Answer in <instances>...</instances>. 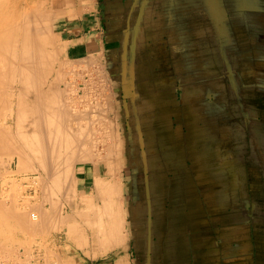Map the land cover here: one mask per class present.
<instances>
[{"label": "crops", "instance_id": "crops-1", "mask_svg": "<svg viewBox=\"0 0 264 264\" xmlns=\"http://www.w3.org/2000/svg\"><path fill=\"white\" fill-rule=\"evenodd\" d=\"M53 10L75 71L107 76L117 148L111 173L107 150L80 166L50 249L63 264H264V0ZM98 178L118 185L115 209Z\"/></svg>", "mask_w": 264, "mask_h": 264}, {"label": "bare ground", "instance_id": "bare-ground-1", "mask_svg": "<svg viewBox=\"0 0 264 264\" xmlns=\"http://www.w3.org/2000/svg\"><path fill=\"white\" fill-rule=\"evenodd\" d=\"M33 1V0H32ZM62 2V1H61ZM36 3H34L33 5H35ZM59 4V3H58ZM33 5H31L30 4V0H0V84L1 85H3L4 86V88H2V87H0V103L2 102H6L7 103V99L9 98V97H11V99H10V103L8 102V105L9 104H11V105H13V102H15V103H17V105H16V111H15V114L18 112V114L20 115V116H22V117H25L24 119H22L21 117V119L22 120H20L19 121V119H17L18 120V124H19V122H20V124H22L20 127H23V129L21 128V132H23L24 131V128H25V132H23V136H22V134L19 132L20 131V127H18V125H16L17 126V128H18V130H17V133L16 134H21V135H19L18 136V138H20V137H26V135H33V137H31V139H32V141H31V139L30 140H27L28 138H30V137H27V138H25V140H22V138H20V139H18V141L20 140L21 141V143H22V145L25 147V148H27L28 149V151L30 150V152H26V153H31L32 151V153H33V156H31L32 158V161L34 160H36V158L38 159L39 158V162L37 161V165L39 164L40 165V159L42 160L41 162V164H43V166H46L45 168H44V170L47 168V167H49V168H47L46 170H47V174L49 173H52V175L54 174V172H55V170H59V169H62V170H59V171H62V173H63V175L66 173L65 172V170L64 169H67L66 171H67V173H66V175H65V177H63V180L64 179H66V178H68V179H71L72 177H70V176H73L74 175V173H73V171H74V168H75V163H76V161H78L79 162V160H85V159H83V158H78V156L79 155H81V150H83V147L85 146V147H88V146H86V145H88V143H90L91 144V142H86V145H84L85 143V141L86 140H83V138L85 139V138H87L86 136L87 135H89L91 132H92V128L94 127V126H92V127H90V125L91 124H93V123H91V124H89L91 121H89V123H88V120H92L93 121V119H94V117H95V115L94 114H98V115H100V113H99V111H98V109H100L101 110V107H99V105L101 104H99V105H97V107H98V109H97V111H98V113H96L95 111H96V109L95 108H97V107H95L94 108V110L93 109H90L92 106H91V102L90 103H88L89 105V108H88V110H90V112L92 111L93 112V114H92V112L90 113L92 116L94 115V117H92L90 114H89V117H87V116H84L85 118V120L87 121V122H85V120H84V122L86 123L85 125L86 126H84L85 128H86V132L88 131V129L87 128H91L92 130H90L91 132H89V134H87L86 135V132H84L85 131V129L83 130V128H82V126H79V125H81V123L83 122H81L80 120H78L79 119V117L81 116V117H83V115H85L86 114V112H88L89 113V111H87V110H85L86 112H84V111H81L82 112V114H83V112H84V114L83 115H81L80 113V111H79V109L77 110L76 108H72V106H70L73 110L72 111H79L80 113H78V115H77V113L76 112H74L75 114H73L72 112V114H70V115H72L71 117V121L69 120V122H72V120H78V121H80V122H78V121H76V122H78L77 124H79V125H76V123L73 121L72 123H75V126L76 127H74L73 125L74 124H72L71 125V123H69L70 124V126H69V124L67 123V120H68V118L70 119V117H69V111H68V109L70 108H68L67 106H66V95H70V94H68V92L65 90V86H67L68 84H69V81H67L68 82V84H63L64 86L63 87H65L63 90H60V88H63L62 86H60L59 87V85L60 84H62V82H63V80L62 79H64L66 76H65V73L67 72H65V73H63V75L62 74H60V78H62L61 80H59L58 81V79H60L59 77H58V79H56L57 81V83L58 82H60L61 81V83L60 84H54V83H51V86L49 85V88H48V90L47 91H45L44 90V85L45 84H47V81H48V79H49V75L51 74L50 72H51V70L50 71H48L49 73L47 74L46 73V68H49V69H51L54 65H53V63H54V61H55V57H57V55L55 56V54H57V53H55V54H53L52 52H50V50L48 51L47 50V44L48 43H50V42H48V39H49V37H47V30H46V34H45V31H44V29L43 28H46L45 27V24H44V26H43V22H42V19H43V16H41L43 13H41V15H40V12H39V9L38 8H40V7H38V8H35ZM44 11V10H43ZM42 17V18H41ZM49 18V17H48ZM44 20V19H43ZM46 21V20H45ZM49 23V22H48ZM55 27V26H54ZM49 31H50V29H49ZM50 33V32H49ZM49 33H48V35H49ZM180 36V35H179ZM53 38V37H52ZM50 40V39H49ZM51 43H55V42H51ZM50 45V44H49ZM49 45H48V48H49ZM53 48V47H52ZM56 50V49H55ZM61 50V49H60ZM62 51V50H61ZM59 53V52H58ZM90 58H92V57H90ZM90 58H88V59H90ZM87 59L85 58V60L83 61V62H85ZM95 59H93V60H91V61H94ZM96 61V60H95ZM94 61V62H95ZM56 62V61H55ZM89 62V61H88ZM97 62H98V60H97ZM62 63V62H61ZM66 62H64V64H65ZM73 63V62H72ZM79 63H80V61H79ZM86 63V62H85ZM84 64V63H83ZM91 63L89 62V65H90ZM77 61L73 64V68H76L77 69ZM82 65V64H81ZM80 65V66H81ZM92 65H93V63H92ZM97 65V64H96ZM68 66V65H67ZM70 67V66H69ZM89 67V66H88ZM90 68V67H89ZM88 68V69H89ZM93 68V67H92ZM92 68H91V70H92ZM58 69H60V68H58ZM80 69H81V67H80ZM86 69H87V67H86ZM85 69V70H86ZM101 69H102V67H101ZM104 69V68H103ZM41 70H42V72L44 73H41ZM52 70H53V68H52ZM74 70V69H73ZM82 70H83V68H82ZM90 70V69H89ZM61 72V69H60V71L59 70H57L56 69V72ZM64 71V68H62V72ZM79 71V70H78ZM88 71V70H87ZM93 71V70H92ZM97 71H99V73H98V75L99 74H101L102 72H101V70H100V68H99V70L97 69ZM70 72V71H69ZM86 72V71H85ZM89 72V71H88ZM87 72V73H88ZM91 72V71H90ZM89 72V73H90ZM95 72V71H94ZM101 72V73H100ZM68 73V72H67ZM66 73V74H67ZM76 72H73V74L72 73H70L69 74V76L70 75H74ZM59 74V73H58ZM77 74V73H76ZM52 75V74H51ZM56 75V74H55ZM78 75V74H77ZM65 76V77H64ZM76 76V75H75ZM80 76V75H79ZM72 77L73 76H71V80H72ZM78 77V76H77ZM77 77H76V79H77ZM80 77H83V76H80ZM66 78H68V77H66ZM75 78V77H74ZM91 78V77H90ZM75 79V80H76ZM53 80V79H52ZM70 80V79H69ZM74 80V79H73ZM101 80V79H100ZM80 81V80H79ZM102 81V80H101ZM55 82V81H54ZM71 82V81H70ZM73 83H75L74 81H73ZM72 83V84H73ZM90 83H92L91 81H90ZM102 83V82H101ZM71 84V83H70ZM94 85V84H93ZM96 85V84H95ZM94 85V86H95ZM103 85H105L104 83H103ZM106 85H109V84H106ZM105 85V86H106ZM16 86H22L21 88H24V89H20V88H17ZM73 86V85H72ZM71 86V88H73ZM97 87V86H96ZM99 87H101V86H99ZM17 88V89H16ZM70 88V89H71ZM76 88H78V87H76ZM10 89V90H9ZM16 89V91H15V93L14 92H11V91H13V90H15ZM25 89H26V92H25ZM67 89H69V88H67ZM80 89H82V87H80ZM84 89V88H83ZM64 90L66 91L65 93H63L64 92ZM73 90L74 89H72V92H73ZM105 90V89H104ZM8 91V92H7ZM63 91V92H62ZM69 91V90H68ZM79 91V88L77 89V92ZM82 91V90H81ZM70 92H71V90H70ZM69 92V93H70ZM71 92V93H72ZM92 92V91H91ZM93 92H95V90L93 91ZM99 93H100V91H98ZM101 92H102V90H101ZM105 92H106V90H105ZM8 93V94H7ZM25 93V94H24ZM29 95H28V94ZM73 93H75V92H73ZM86 92H85V90H84V94H85ZM98 93V94H99ZM77 94V93H76ZM96 94V93H95ZM105 94V93H104ZM9 95V96H8ZM10 95H12V96H10ZM30 95L32 96V97H30ZM73 95V94H72ZM82 96H83V94H81ZM88 95V94H87ZM103 95V94H102ZM73 96H75V94L73 95ZM72 96V97H73ZM80 96V95H79ZM78 96V97H79ZM82 96H80V97H82ZM95 96V95H94ZM69 97H71V95L69 96ZM77 97V98H78ZM84 97V96H83ZM87 99H89L87 96H85ZM96 97V96H95ZM28 98H31V99H28ZM76 97H74V99H75ZM13 99V100H12ZM65 99V100H64ZM85 99V98H84ZM83 99V100H84ZM30 100V101H29ZM67 100H68V98H67ZM71 99H69L68 100V102H71L70 104H72V102L73 101H70ZM73 100V99H72ZM76 100V99H75ZM80 101L82 100L81 98L79 99ZM86 100V99H85ZM9 101V100H8ZM28 101H29V103H28ZM77 101V100H76ZM87 101V100H86ZM62 102V103H61ZM74 103V102H73ZM76 103V102H75ZM84 103H86V102H84ZM98 103V102H97ZM69 104V103H68ZM67 104V105H68ZM82 104H83V102H82ZM104 104V103H103ZM62 105H64V106H62ZM74 105H76V104H74ZM73 105V106H74ZM84 105H82V107L84 106ZM15 106V105H14ZM69 106V105H68ZM81 106V105H80ZM91 106V107H90ZM101 106H103V105H101ZM105 106V105H104ZM3 107H5V105L3 106ZM9 107H11V106H9ZM64 107V108H63ZM66 107V108H65ZM79 107V106H78ZM86 107H83L84 109H86ZM2 108V107H1ZM0 108V109H1ZM7 108H8V106H7ZM11 108H13V107H11ZM10 108V109H11ZM70 108V109H71ZM80 108V107H79ZM9 108L7 109V110H10ZM103 110H101V113H102V111H104L106 108H102ZM2 110H3V108H2ZM109 110V109H108ZM108 110L106 111V114H105V112L104 113H102V115L103 114H105V115H108L107 114V112H108ZM111 110V109H110ZM14 111V108L12 109V111H8V112H13ZM71 111V110H70ZM0 112H3V111H0ZM7 112V111H6ZM5 112V110H4V114L6 113ZM7 112V113H8ZM1 114H3V113H1ZM4 114L2 115V116H0V117H2V118H5V116H7L6 114H5V116H4ZM11 114V113H10ZM14 114V115H15ZM68 114V115H67ZM79 114H80V116H79ZM19 115H17L18 117H19ZM87 115V114H86ZM63 116V117H62ZM64 116H67V117H64ZM90 116H91V118H90ZM87 117V118H86ZM99 117V116H98ZM97 117V118H98ZM102 118L104 117V122H105V117H107L108 119H109V116H101ZM101 117H99L100 118V120L102 119ZM1 118V119H2ZM7 118V117H6ZM5 118V119H6ZM9 118H10V115H9ZM65 118V119H64ZM66 118H67V120H66ZM89 118V119H88ZM93 118V119H92ZM106 118V119H107ZM0 119V120H1ZM25 119H27V122H26V125L24 124V120ZM66 120V122L64 121V120ZM88 119V120H87ZM97 120H99V119H96V117H95V121H97ZM99 120V121H100ZM4 121V120H3ZM2 121V122H3ZM21 121H24V122H22L21 123ZM64 121V122H63ZM109 121H110V119H109ZM109 121H106L105 123L106 124H104V133H100V136L102 135V134H106L107 136H113L114 138H112L111 139V141L110 142H112L113 141V139H114V142H116V131H115V129H117V128H115V124L112 122V121H110V122H112L110 125H112V126H108V124H109ZM1 121H0V150H2L3 152L2 153H0V155L1 154H3V153H5V154H7V153H10V151H12L13 153H14V151L17 153V154H20L21 155V153H19V152H22V153H25L24 152V149H23V146L22 145H18V144H21V143H18V144H15L14 143V141H13V139H15L14 137L12 138V136H11V134H8V130H10V129H8V128H10V124H9V126H8V124H7V126H8V128L7 127H5V125L2 123ZM103 122V121H102ZM101 122V123H102ZM4 123H5V121H4ZM9 123V122H8ZM16 123V124H17ZM64 123H67L68 124V126H69V128H67L68 126H67V124L65 125ZM88 123V124H87ZM97 123H99V122H97ZM6 124V123H5ZM19 124V125H20ZM95 124H96V122H95ZM84 125V124H83ZM106 125V126H105ZM77 126H79V127H81V129L79 128V127H77ZM87 126H89V127H87ZM4 127H5V129H4ZM7 128V129H6ZM12 128V127H11ZM98 128V127H97ZM101 128V127H100ZM6 130V131H5ZM23 130V131H22ZM95 130V129H94ZM98 130H96V132H97ZM19 132V133H18ZM87 132V133H88ZM9 133H10V131H9ZM93 133H95V132H93ZM93 133H91V136L92 135H94V137H95V134H93ZM97 134V133H96ZM115 134V135H114ZM25 135V136H24ZM17 136V135H16ZM98 136V135H97ZM96 136V137H97ZM39 139H38V138ZM104 137V136H103ZM110 137H108L109 139H110ZM34 138H35V140H34ZM88 138H90V137H88ZM107 138V137H106ZM12 139V140H11ZM24 139V138H23ZM37 139V140H36ZM90 139H92L93 140V138H90ZM89 139V140H90ZM103 139V138H102ZM108 139V140H109ZM33 140L35 141V142H33ZM83 140V141H82ZM88 140V139H87ZM92 140H90V141H92ZM95 140V139H94ZM100 140V139H99ZM38 141V142H37ZM97 141H98V139H97ZM96 141V142H97ZM105 141H107L106 139L104 140V142ZM94 142V141H93ZM93 142H92V144H93ZM96 142H94V143H96ZM101 142H103V140H101L100 141V143ZM103 142V143H104ZM109 142V141H108ZM114 142H112L111 144H109V143H107V144H109V146L106 148V150L104 149V148H102L101 149V146L100 147H98V149L100 150H105L106 152H105V157L103 158V160H104V162H105V164H104V170L106 171V172H108V173H111V171H114V169L112 170V169H110V163H112V157H113V154H114V150H115V148H117V145H116V143H114ZM118 142V141H117ZM98 143V142H97ZM96 143V147H95V149L97 148V144ZM119 143V142H118ZM81 144H83L84 146L83 147H81L82 149H80V154L78 153L79 151H77V149H79L80 148V146H81ZM102 144V143H101ZM105 144H106V142H105ZM35 145L37 146V147H35ZM92 145H90V148L92 149L93 147H91ZM93 146H95V145H93ZM107 146V145H106ZM35 147V148H34ZM77 147H79V148H77ZM89 148V147H88ZM88 148H85L84 150H86V149H88ZM26 149V150H27ZM90 149V150H91ZM94 149V150H95ZM7 150V151H6ZM10 150V151H9ZM32 150V151H31ZM7 153H6V152ZM9 151V152H8ZM87 151V150H86ZM11 152V153H12ZM84 152V151H83ZM92 152V151H91ZM94 152V151H93ZM100 152H102V151H99V153ZM10 153V154H11ZM16 153H15V155H16ZM26 153L23 155H18V157H21L19 160L20 161H23L24 163H21L22 164V167L25 165V162H27L28 161V156L26 155ZM32 153H31V155H32ZM95 153V152H94ZM83 154V153H82ZM93 154V153H92ZM91 153H90V151L88 150L86 153H84V155H86V157L90 160V159H92V157H91V155H92ZM102 154H104V153H102ZM11 155H14V154H11ZM10 155V156H11ZM37 155V156H36ZM84 155L82 156V157H84ZM95 155V154H94ZM94 155H92V156H94ZM26 156H27V158L28 159H26ZM29 156H30V154H29ZM76 156V157H75ZM25 157V158H24ZM76 159H75V158ZM81 157V156H80ZM102 157H103V155H102ZM115 157H117L116 155H115ZM1 158V157H0ZM3 158V157H2ZM33 158H35V159H33ZM74 158V163L72 162V159ZM93 158H95V157H93ZM99 158H101V155H99ZM27 160V161H24V160ZM79 159V160H78ZM88 159H87V161H88ZM69 160H71V163L69 162L68 163V161ZM116 160V159H115ZM11 161V160H10ZM60 161H65V163L63 162H61L60 163ZM81 161L79 162V163H77L76 164V167H78V173L80 172V170L81 169H79V168H81L80 166L81 165H83L82 163H81ZM87 161H84V162H87ZM96 161V160H95ZM94 161V162H95ZM97 161H99V160H97ZM3 162V161H2ZM29 162H30V164L32 165V163H31V160L29 159ZM4 163V162H3ZM34 163V162H33ZM53 163H55V164H53ZM59 163H60V165H59ZM73 163V164H72ZM19 164H20V162H19ZM20 164V165H21ZM24 164V165H23ZM28 162L26 163V165H27V167H29L30 168V166H28ZM29 164V165H30ZM58 164V165H57ZM65 164V166H63ZM92 164V163H91ZM115 164H117V163H115ZM115 164H113V166L115 165ZM26 165L24 166V167H26ZM55 165H56V167H55ZM54 166V168H52ZM58 166V167H57ZM60 166H63V168L61 167L60 168ZM107 166V167H106ZM72 167H74L73 168V170H72ZM108 167H109V169H108ZM115 167H118V165L117 166H115ZM119 167H120V164H119ZM19 168H20V166H19ZM31 168H32V166H31ZM41 168H43V167H40V169ZM58 168V169H57ZM113 168V167H112ZM18 169V168H17ZM25 169V168H24ZM49 169V170H48ZM55 169V170H54ZM54 170V171H53ZM64 170V171H63ZM115 170H116V168H115ZM25 171V170H24ZM28 171V170H27ZM49 171V172H48ZM53 171V172H52ZM59 171H58V173H59ZM119 171V170H118ZM26 172V171H25ZM44 172V171H43ZM65 172V173H64ZM82 172V171H81ZM1 173V172H0ZM56 173H57V171H56ZM55 173V174H56ZM48 174V175H49ZM54 174V176H56ZM69 174H72V175H70V176H68ZM114 174V173H113ZM59 175V174H58ZM57 175V176H58ZM63 175H61V176H63ZM2 175H0V210H3V206L2 205H5V204H8V202H9V200H11V198L12 197H10V196H14V195H12V192L10 193L9 191H10V189H11V187L13 186V182H12V184H10V185H12L11 187L9 186V181H11V180H7V179H5V177H1ZM53 176V177H54ZM67 176V177H66ZM57 178V177H56ZM55 177H54V180H56V182L57 183H54L55 185L56 184H58L57 186H56V188H57V193L59 194V193H61L62 194V196L67 200V202H70V203H74L75 202V200H74V198H76V197H74L73 195H76L75 194V188H76V182H77V178H74V176H73V178L71 179V180H69L68 181V183H70V188L68 189V191H67V189H65L66 191H67V193H63V192H61V187L63 186V184H62V179H59V180H57ZM36 179H39V180H37L36 181ZM42 177L40 176V177H38V178H36V177H31L30 178V180L28 181V182H30L31 184H34L35 186L33 187V189L34 188H36L37 186H39V182L41 181L42 182ZM45 179V178H44ZM67 179V180H68ZM103 179V178H102ZM101 178H98V179H96V184L95 185H97V190H99V193L102 191V193H106V198L109 200L108 201V203H105V205H107L108 207H107V209H110V210H112V209H115V206H116V199L117 198H119L120 197V191L119 190H117V186H115V185H113V184H111L110 185V182L108 181V183L109 184H107L106 183V185H103V184H105L104 182L105 181H103ZM67 180H65V181H67ZM104 180H105V178H104ZM64 181V182H65ZM107 181V180H106ZM115 181V180H114ZM48 182V181H47ZM46 181H45V183H47ZM55 182V181H54ZM11 183V182H10ZM53 183V182H52ZM113 183V182H112ZM48 184V183H47ZM53 184V185H54ZM14 185H16V184H14ZM18 186V185H17ZM20 186H21V184H20ZM24 186V185H23ZM26 186V185H25ZM46 186V185H45ZM48 186V185H47ZM64 186H65V184H64ZM63 186V187H64ZM15 187V186H14ZM18 188H19V186H18ZM16 189L17 191L19 190V189ZM43 188V187H42ZM41 188V189H42ZM46 188V187H45ZM48 188V187H47ZM46 188V189H47ZM54 189L53 190H55V186L53 187ZM67 188V187H66ZM32 189V188H31ZM40 189V190H41ZM45 189V190H46ZM13 190V189H12ZM43 190V189H42ZM63 190V189H62ZM47 191H51V190H47ZM48 192V193H49ZM20 193V192H19ZM52 194L50 195V193H49V195H48V197H49V200H52L51 202H52V206L51 207H53L52 208V211L50 212V211H46L42 206H34V208L33 207H30V206H28V205H25V203H21V204H16L15 203V201L16 200H14L13 202L16 204H14V205H10V202H9V205H10V207H9V205H8V210H7V212H6V207H5V211H2L3 213L2 214H4V212H5V215H8L7 213L9 212V216L10 215H12L13 217H11L12 218V220H14L15 222V224L14 225H16V223L18 224V226H23V228L25 227H31V229H32V227L34 228V229H37L38 227L37 226H39V223H42V225H43V222H44V220L46 221V219H44V218H47L49 221H50V219H51V217H52V213L53 212H55V213H59V212H61L62 211V202H61V200H60V197L57 195V193L55 192H51ZM98 193V192H97ZM104 193V194H105ZM8 194L10 195L9 197H8ZM22 194V193H21ZM20 194V195H21ZM63 194H65L66 196H64ZM101 194V193H100ZM18 195V194H17ZM46 195H47V192H46ZM108 196V197H107ZM6 197H8V199L6 198ZM15 197V196H14ZM14 197L12 198V199H14ZM18 197V196H17ZM74 197V198H73ZM99 197V196H98ZM10 198V199H9ZM19 198H21L20 196H19ZM23 200L22 201H24V198H22ZM34 199V198H33ZM47 199V198H46ZM99 199V198H98ZM27 200V199H26ZM25 200V201H26ZM70 200V201H69ZM12 201V200H11ZM74 201V202H73ZM107 201V200H106ZM12 202V203H13ZM79 202V201H78ZM105 202V201H104ZM102 203V202H101ZM104 204V203H103ZM76 206H78V205H76ZM76 206H74L75 207V209H77L76 208ZM101 206V205H100ZM2 207V208H1ZM22 207V209L24 208V212H20V208ZM33 208V210H36V212H34L33 210H31ZM100 207H98V209H99ZM11 209V210H10ZM30 210L31 211H33L32 213H31V218L30 217H25L23 214H26V212H30ZM78 210V209H77ZM76 210V211H77ZM12 211V213L10 214V212ZM1 212V211H0ZM92 212V211H91ZM102 212V211H101ZM109 212V211H108ZM111 212V211H110ZM97 213V212H96ZM98 214V213H97ZM102 214V213H101ZM100 215V214H99ZM106 215V214H105ZM107 215H108V213H107ZM110 215H111V213H110ZM110 215H108V217L110 218H112V215L110 216ZM3 216V215H2ZM27 216V215H26ZM115 216V215H114ZM5 217V216H4ZM9 217V218H10ZM107 217V218H108ZM99 218V217H98ZM104 219V218H103ZM113 219V218H112ZM32 220V221H31ZM52 220V219H51ZM99 220H101V218L100 219H98V221ZM107 219H105L104 221H102V222H104L105 223V221H106ZM1 221V220H0ZM98 221H96V223H95V225L97 224V222ZM109 221V222H108ZM8 222V221H7ZM10 222V221H9ZM52 222V221H51ZM111 222H113V223H115V221L113 220V221H111ZM110 222V220H107V222L106 223H111ZM45 223V222H44ZM105 223V224H106ZM9 224V223H8ZM99 224V223H98ZM112 224V223H111ZM118 223H115L114 225H117ZM4 225V224H3ZM11 225V224H10ZM41 225V224H40ZM41 225V226H42ZM45 225H46V223H45ZM91 225V224H90ZM93 225H94V223H93ZM103 225V224H102ZM113 225V224H112ZM113 225V226H114ZM7 226V225H6ZM106 227H105V229L103 228V230L104 231H106L107 233H108V231L107 230H109L107 227H108V224H106L105 225ZM111 226V225H110ZM118 226V225H117ZM117 226H115V227H117ZM29 227H28V229H29ZM37 227V228H36ZM103 227V226H102ZM112 227V226H111ZM110 227V228H111ZM14 228V227H13ZM42 228V227H41ZM40 228V229H41ZM19 229H22V227L21 228H19ZM99 229V228H98ZM100 229H101V227H100ZM26 230V229H25ZM39 230V229H38ZM103 230H102V232H103ZM110 230H113V228L112 229H110ZM34 231V230H33ZM99 231H101V230H99ZM114 231H115V229H114ZM36 232V231H35ZM40 232H42V231H40ZM46 233V232H45ZM104 233V232H103ZM117 233V232H116ZM36 234V233H35ZM97 234V233H96ZM102 234V233H101ZM102 235H106V233L105 234H102ZM108 236L109 237H107V238H111V236L108 234ZM114 236H116V235H114ZM29 238V237H28ZM103 238V237H102ZM116 238V237H115ZM115 238H113V239H115ZM32 239V238H31ZM104 239H106L105 237H104ZM112 240V239H111ZM119 241V240H118ZM109 242V241H108ZM107 243V242H106ZM114 244H115V242H114ZM11 250V249H10ZM104 250V249H103ZM40 251V250H39ZM44 253H46V252H44ZM2 255V254H1ZM22 255V254H21ZM45 255V254H44ZM43 255V257H45ZM48 255V254H47ZM8 256V255H7ZM9 256H10V254H9ZM94 256V255H93ZM11 257V256H10ZM38 257H42L41 255L40 256H38ZM0 258H1V256H0ZM8 258V257H7ZM12 258V257H11ZM51 258V257H50ZM58 258V257H57ZM2 259V258H1ZM38 259V258H37ZM36 259V260H37ZM3 260H4V258H3ZM23 260V259H22ZM9 261H10V259H9ZM20 261V260H19ZM46 261V260H45ZM5 262V261H4ZM21 263H22V261H21ZM28 263V262H27ZM46 263V262H45ZM54 263V262H53ZM61 264V263H60Z\"/></svg>", "mask_w": 264, "mask_h": 264}, {"label": "rangeland", "instance_id": "rangeland-1", "mask_svg": "<svg viewBox=\"0 0 264 264\" xmlns=\"http://www.w3.org/2000/svg\"><path fill=\"white\" fill-rule=\"evenodd\" d=\"M34 3H36L35 5H33ZM30 4L31 5H33L35 8H38V7H40V8H38L39 9V12H40V15H41V13H43L41 16H43V19H42V24H43V26H44V24H45V27L46 28H43L44 29V31H45V34L48 32H50L49 33V35H48V33H47V37H49V39H48V42H50V43H48L47 44V50L49 51L50 50V52H52L53 54H55V53H57V54H55V56L57 55V57H55V61H54V63H53V70H52V68L51 69H49V68H46V73L48 74L49 72L48 71H50L51 70V74L49 75V79H48V81H47V84H45L44 85V90L45 91H47L48 90V88H49V85L51 86V83H54V84H60L61 83V81L60 82H56L57 80L56 79H58V77L60 78L62 75H63V73H65L66 71L68 72H66L65 73V76L66 77H68V78H66L65 76V78L64 79H62V78H60V79H58V81L59 80H63V82H62V84H60L59 85V87L60 86H64L63 84H68V82L67 81H69V84L67 85V86H65V87H63V88H60V90H63L64 88H65V90L68 92V94H70L71 95V97H69L70 95H66V103L69 105H67L66 104V106L69 108L70 106H72V108L74 109V108H76L77 110L79 109V111L81 112V111H84V112H86L85 110H87V111H89V113L88 112H86V114L85 115H83L84 114V112H83V114H82V112L80 113L79 111H72L73 109L71 108H69L68 109V111L70 112L69 113V117H70V119L68 118V120H67V118H66V120H67V123L69 122V120L71 121V116L72 115H70V114H75L74 112H76L77 113V115H78V113H80L81 115H83V117H81L80 116V114H79V119L78 120H80L82 123H81V125H79V124H77L78 122H80V121H78V120H76V121H78V122H76L75 120H72V122L74 121L75 123H76V125H79V126H82V128H83V130L85 129V131L84 132H86V128L84 127V126H86L85 124V122H87L84 118V116H87V117H89V114L94 110V108L95 107H97V105H99L100 103V105H99V107H101V110H103L102 108L104 107V108H106L104 111H102V113H104L105 112V114H106V111L108 110V112H107V114L108 115H105V114H103L104 116H109V119H110V121H111V114H112V110H110L111 109V107L110 106H108L107 104H106V98L108 97V91H107V89H106V84H107V82H106V79H107V76H106V74L104 73V72H100L101 74H99L98 75V73H99V71H97V69L98 68H100V70L101 71H103L102 69H101V67L100 66H98V68H95V66H93V68H92V70H90L88 73H83L82 71L81 72H78V71H75V68H73L74 66H73V64L75 63V62H71V61H69L67 58H65V55H64V50H63V47H62V43L60 42V39L58 38V36H57V33H56V30H55V19H54V10H53V8H54V5H55V0H30ZM44 10V11H43ZM49 17V18H48ZM42 18V17H41ZM46 20V21H45ZM49 22V23H48ZM47 30V32H46V30ZM49 29H50V31H49ZM53 37V38H52ZM51 42H55V43H51ZM50 44V45H49ZM48 45H49V48H48ZM53 47V48H52ZM56 49V50H55ZM62 51H61V50ZM59 52V53H58ZM62 62V63H61ZM64 62H66L65 64H64ZM92 63H94V61H92ZM68 65V66H67ZM70 66V67H69ZM58 68H60L61 69V72H56V69L57 70H59L60 71V69H58ZM62 68H64V71L62 72ZM74 69V70H73ZM99 70V69H98ZM70 71V72H69ZM95 71V72H94ZM73 72H76L74 75H70L69 76V74L70 73H72L73 74ZM41 73H43L42 72V70H41ZM59 73V74H58ZM44 74V73H43ZM56 74V75H55ZM60 74H62L61 76H60ZM76 75V76H75ZM83 76V77H80V76ZM71 76H73L72 77V80H71ZM78 76V77H77ZM75 77V78H74ZM76 77H77V79H76ZM91 77V78H90ZM53 79V80H52ZM70 79V80H69ZM74 79V80H73ZM76 79V80H75ZM102 81H101V80ZM80 80V81H79ZM55 81V82H54ZM71 81V82H70ZM73 81L75 82V83H73ZM90 81L92 82V83H90ZM102 82V83H101ZM71 83V84H70ZM73 83V84H72ZM103 83L105 84V85H103ZM65 84V85H66ZM95 86H94V85ZM73 85V86H72ZM71 86L73 87V88H71ZM97 86V87H96ZM99 86H101V87H99ZM0 87H2V88H4V86L3 85H1L0 84ZM17 88H20V89H24V88H21L20 86H16ZM76 87H78L79 88V91L77 92V89L78 88H76ZM80 87H82V89H80ZM16 88V89H17ZM67 88H69V89H67ZM71 88V89H70ZM84 88V89H83ZM16 89L15 90H13V91H11V92H14L15 93V91H16ZM72 89H74L73 90V92H75V93H73L72 92ZM106 90V92H105V90ZM10 90V89H9ZM64 90V92L63 93H65L66 91ZM69 90V91H68ZM70 90H71V92H70ZM82 90V91H81ZM84 90H85V94H84ZM95 90V92H93ZM101 90H102V92H101ZM92 91V92H91ZM98 91H100V93L98 92ZM8 92V91H7ZM25 92H26V89H25ZM70 92V93H69ZM77 93V94H76ZM96 93V94H95ZM99 93V94H98ZM105 93V94H104ZM8 94V93H7ZM25 94V93H24ZM28 94V93H27ZM75 94V96H73V95ZM81 94H83V96L81 95ZM88 94V95H87ZM103 94V95H102ZM29 95V94H28ZM82 96V97H80V96ZM96 97H95V96ZM9 96V95H8ZM10 96H12V95H10ZM73 96V97H72ZM79 96V97H78ZM85 96H87L89 99H87ZM30 97H32L31 95H30ZM74 97H76L75 99L77 100H75L74 99ZM78 97V98H77ZM10 99H11V97H9ZM7 99L6 101H7V103L5 102H1L0 103V108L2 107L3 108V110H2V108L0 109V111H3V112H0V116H2L3 114H4V110H5V112L7 111H12V109L14 108V111L13 112H6L5 114L7 115V116H5V114H4V116H5V118H2V117H0V121L2 122L3 120L5 121V123H4V121L2 122L4 125H5V127H7L8 128V126H9V124H10V128H8V129H10V130H8L7 132H8V134H11V136H12V138L14 137L15 139H13V141H14V143L15 144H18V143H21V139L20 138H22V140H25V138H27V137H30V138H28L27 140H30L31 139V137H33V135L31 136V135H26V137H20V138H18V136L19 135H21L22 134V136H23V132H25V128H24V131L23 132H21V128L23 129V127H20L22 124H20V122H19V124L17 123L18 122V120L17 119H19V121L20 120H22V119H24L25 117H22V116H20L19 114H18V112L15 114V111H16V105H17V103H15V102H13V105H11V104H9L8 105V102L10 103V99ZM67 98H68V100L69 99H71L70 101H73L72 102V104H70L71 102H68V100H67ZM82 99L81 101L79 100V99ZM87 100H85V99ZM28 99H31V98H28ZM73 99V100H72ZM84 99V100H83ZM9 100V101H8ZM13 100V99H12ZM32 100V99H31ZM65 100V99H64ZM30 101V100H29ZM29 101H28V103H29ZM91 103H90V102ZM76 102V103H75ZM82 102H83V104H82ZM84 102H86V103H84ZM90 103L91 104V108L90 109H93L91 112H90V110H88V108H89V104L88 103ZM98 102V103H97ZM62 103V102H61ZM104 103V104H103ZM74 104H76V105H74ZM88 107H86L85 105ZM5 105V107H3ZM15 105V106H14ZM74 105V106H73ZM81 105V106H80ZM82 105H84L83 107H86V109H84L83 107H82ZM101 105H103V106H101ZM105 105V106H104ZM7 106H8V108L10 109L11 107H13V108H11L10 110H7L8 108H7ZM9 106H11V107H9ZM62 106H64V105H62ZM80 108H79V107ZM64 108V107H63ZM66 108V107H65ZM96 109V113H98V111H99V113H100V115H98V114H94L95 115V117H96V119H99L100 120V118L99 117H101V116H103L102 115V113H101V110L100 109H98V107L97 108H95ZM97 109H98V111H97ZM71 110V111H70ZM93 111V112H94ZM72 112V113H71ZM93 112H92V114H93ZM94 112V113H95ZM1 113H3V114H1ZM11 113V114H10ZM15 114V115H14ZM9 115H10V118H9ZM17 115H19V117L17 116ZM68 115V114H67ZM91 115V114H90ZM94 115L92 116V117H94ZM91 116H90V118H91ZM99 116V117H98ZM22 119H21V118ZM63 117V116H62ZM64 117H67V116H64ZM86 117V118H87ZM95 117H94V119H93V121L92 120H88V123H89V121H91L89 124H91V123H93V124H91L90 125V127H92V126H94L92 129L89 127V126H87V127H89V128H87L88 129V131L89 132H91L90 130H92V132L91 133H93V132H95V133H93V134H95V137H94V135H92L91 136V133L89 134V132L87 133L86 132V135L87 134H89V135H87L86 137L87 138H83V140H86L84 143V145H86V142L88 141V142H91V144L90 143H88V145H86V146H88V147H85L83 144H81V146H80V148L79 147H77V148H79V149H77V151H79L78 153L80 154V152H81V155H79L78 156V158L80 159V158H83V159H85V160H79V162L81 161V163L83 162L84 164H86V165H88L89 163H94V161L96 160H99V159H101V158H99V155H101V157H102V152H100L99 153V151H101V149L102 148H104L105 150H106V148L109 146V144H111L112 142H114V139H113V141L112 142H110L111 141V139L112 138H114L113 136H107L106 134L104 135V134H102L101 136H100V133H104L105 131H104V124H106L107 122L106 121H109V119L107 118V117H105V122H104V117L99 121V120H97V121H95ZM98 117V118H97ZM107 118V119H106ZM65 119V118H64ZM63 119V120H64ZM66 120H64L65 122H66ZM84 120H85V122H84ZM25 121V122H24ZM24 121H21V123L22 122H24V124L26 125V122H27V119H25ZM63 121V122H64ZM103 121V122H102ZM109 121V124H108V126H112V125H110L112 122H110ZM9 122V123H8ZM72 122H69V123H71V125L72 124H74L73 126L74 127H76L75 126V123H72ZM95 122H96V124H95ZM97 122H99V123H97ZM102 122V123H101ZM17 123V124H16ZM67 123H64L65 125L67 124ZM68 123V124H69ZM87 123V124H88ZM104 123V124H103ZM7 124H8V126H7ZM68 124H67V126H68ZM84 124V125H83ZM16 125H18V127H20L19 129H20V131L18 130V128H17V126ZM69 126H70V124H69ZM69 126L67 127V128H69ZM79 126H77V127H79ZM106 126V125H105ZM5 127H4V129H5ZM12 127V128H11ZM98 127V128H97ZM101 127V128H100ZM6 128V129H7ZM71 128V127H70ZM69 128V129H70ZM80 129H81V127H79ZM95 129V130H94ZM17 130L21 133H19V134H16L17 133ZM96 130H98L97 132H96ZM6 131V130H5ZM9 131H10V133H9ZM101 131V132H100ZM100 132V133H99ZM97 133V134H96ZM17 135V136H16ZM98 135V136H97ZM25 136V135H24ZM97 136V137H96ZM104 136V137H103ZM88 137H90V138H93V140L92 139H90V138H88ZM107 137V138H106ZM108 137H110V139L108 138ZM24 138V139H23ZM38 138V137H37ZM103 138V139H102ZM18 139H20L19 141H18ZM39 139V138H38ZM88 139V140H87ZM92 140V141H90V140ZM95 139V140H94ZM97 139H98V141H97ZM100 139V140H99ZM107 140V141H105L106 142V144H105V142H104V140ZM109 139V140H108ZM12 140V139H11ZM34 140H35V138H34ZM33 140V142H35ZM37 140V139H36ZM82 140V141H83ZM101 140H103V142H101L100 143V141ZM31 141H32V139H31ZM96 142L98 145H97V148L95 149V147H96V143H94V142ZM109 141V142H108ZM18 142V143H17ZM38 142V141H37ZM92 142H93V144H92ZM23 143V142H22ZM22 143L21 144H18V145H22ZM107 143H109V144H107ZM115 143V142H114ZM25 144V143H24ZM23 144V145H24ZM22 145V146H23ZM90 145H92L91 147H93L92 149L90 148ZM93 145H95V146H93ZM107 145V146H106ZM25 146V145H24ZM23 146V149L26 147H24ZM84 146V147H83ZM101 146V149L99 150L98 149V147H100ZM35 147H37L36 145H35ZM34 147V148H35ZM81 147H83V150H81L80 151V149H82ZM85 148H88V149H86L87 151L89 150L90 151V153L92 154V155H94V156H92L91 155V157H92V159H88L87 157H86V155H84V153H86L87 151L86 150H84ZM27 148H25L24 149V152L26 153V152H30V150L28 151V149L26 150ZM91 149V150H90ZM95 149V150H94ZM7 151V150H6ZM5 151V152H6ZM10 151V150H9ZM8 151V152H9ZM32 151V150H31ZM84 151V152H83ZM92 151V152H91ZM95 153H94V152ZM3 151L2 150H0V153H2ZM12 151H10V153H11ZM33 152V151H32ZM31 152V153H32ZM104 152V151H103ZM7 153V152H6ZM10 153H7V154H5V153H3V154H1L0 155V175H2L1 177L3 178V177H5V179H9V180H11V181H9V186L11 187L12 185H10V184H12V182L14 183V184H16V185H14L13 184V186L11 187V189H10V193L12 192V195H14V196H10L9 194H8V197L10 196V197H14V199H12L11 198V200H9V202H10V205L12 204V205H14L16 202V204H21L22 202L23 203H25V205H28V206H30V207H33L34 208V206H42L46 211H52V208L53 207H51L52 205V200H49V197H48V195H49V193H50V195L52 194L51 192H58L57 191V188H56V186L58 185V184H54V183H57L56 182V180H54V177L57 179V180H59V179H62V184H63V186H64V184H65V186L63 187H61L62 189H61V192H63V193H67V191H68V189L70 188V183H68V181L69 180H71L72 178H73V176H74V178H77V174H78V167H76V164L77 163H79L78 161H76V163H75V168L74 167H72V170H73V168H74V171H73V173H74V175L73 176H70V175H72V174H67L68 176H70V177H72L71 179H68V178H66V179H64L63 180V177H65V175H66V173H67V169H64L63 168V166H65V164L63 165V166H60V168L62 167L64 170H65V174L63 175V173H62V171H59V170H62V169H59V170H55V172H54V174L56 173V171H57V175L56 176H54V174L52 175V173H46L47 172V168H49V167H47L45 170H44V168L47 166H43V164H41L42 162V160L40 159V165L38 164L37 165V161L39 160V158L37 159L36 158V160L34 161H32V157L31 156H33V153H32V155H31V153H29L30 154V156H29V154L28 153H26V155L28 156V158L31 160V163H32V165L30 164V162H29V159L27 158V156H26V159H28V161L25 159L24 161H27L29 164H28V166H30V168L29 167H27V165H26V163L27 162H25V165H26V167H22V164L21 163H24L23 161H20L19 159L21 158V157H18V155H20V154H17L15 151H14V153L12 152L11 154H14V155H11ZM15 153H16V155H15ZM19 153H21V155L23 154H25V153H22V152H19ZM83 153V154H82ZM11 155V156H10ZM20 155V156H21ZM84 155V157H82ZM37 156V155H36ZM81 156V157H80ZM3 157V158H2ZM76 157V156H75ZM74 157V158H75ZM93 157H95V158H93ZM25 158V157H24ZM74 158L72 159V162L74 161ZM33 159H35V158H33ZM76 159V158H75ZM87 159H88V161H87ZM11 160V161H10ZM4 163H3V162ZM84 161H87V162H84ZM19 162H20V164H19ZM34 162V163H33ZM39 162V161H38ZM62 161H60V163H61ZM64 163H65V161H63ZM62 162V163H63ZM71 163V160H69L68 161V163ZM60 163H59V165H60ZM61 163V164H62ZM74 163V162H73ZM72 163V164H73ZM82 163V164H83ZM53 164H55V163H53ZM58 165V164H57ZM19 166H20V168H19ZM31 166H32V168H31ZM40 167H43V168H41L40 169ZM55 167H56V165H55ZM58 167V166H57ZM18 168V169H17ZM25 168V169H24ZM52 168H54V166L52 167ZM58 169V168H57ZM26 172H25V171ZM28 170V171H27ZM49 170V169H48ZM53 170V171H54ZM63 170V171H64ZM44 171V172H43ZM52 171V172H53ZM58 171H59V173H58ZM49 172V171H48ZM61 175H63V176H61ZM42 177V182L40 181L39 182V186H37L36 188H34L33 189V187L35 186L34 184H31L30 182H28L29 180H30V178L31 177H36V178H38V177ZM54 176V177H53ZM67 177V176H66ZM45 178V179H44ZM68 179V180H67ZM28 180V181H27ZM37 180H39V179H36V181ZM65 180H67V181H65ZM45 181L48 183H45ZM55 181V182H54ZM65 181V182H64ZM11 182V183H10ZM53 182V183H52ZM20 184H21V186H20ZM54 184V185H53ZM19 186V188H18V186ZM24 185V186H23ZM26 185V186H25ZM46 185V186H45ZM48 185V186H47ZM15 186V187H14ZM55 186V190H53L54 187ZM43 187V188H42ZM47 189H46V188ZM67 187V188H66ZM19 189L18 191L16 190V189ZM32 188V189H31ZM43 190H42V189ZM13 189V190H12ZM41 189V190H40ZM46 189V190H45ZM65 189H67V191L65 190ZM47 190H51L50 192L49 191H47ZM20 192V193H19ZM46 192H47V195H46ZM49 192V193H48ZM22 193V194H21ZM18 194V195H17ZM21 194V195H20ZM57 195L60 197V200H61V202H62V199H65L63 196H62V194L61 193H57ZM64 196H66L65 194H63ZM18 196V197H17ZM19 196L21 197V198H19ZM8 197H6L7 199H8ZM22 198H24V201H22L23 199ZM34 198V199H33ZM47 198V199H46ZM10 199V198H9ZM27 199V200H26ZM14 200H16L15 201V203L13 202ZM26 200V201H25ZM66 200V199H65ZM9 202H8V204H5V205H2L3 206V210H0L1 212H0V256H1V258H0V264H63V261H62V259H60L59 258V255L57 254V253H55L52 249H50V247H49V244H50V240H51V238H52V235L54 234V233H57L58 231H57V226H58V215L53 219V220H51L50 219V221L47 219V218H44V219H46V221L44 220V222L46 223V225H45V223L43 222V225H42V223H39V226H37L36 228L37 229H34L33 227H32V229H31V227H29V229H28V227H24L23 228V226H21L22 227V229H19V228H21L20 226H18V224L16 223V225H14L15 223V221L14 220H12V218L11 217H13L12 215H10L9 216V212L7 213L8 215H5V212H4V214H2L3 212L2 211H5V207H6V212H7V210H8V205H9ZM13 202V203H12ZM21 202V203H20ZM15 204V205H16ZM10 205H9V207H10ZM62 206H63V203H62ZM2 208V207H1ZM11 208V207H10ZM33 208L31 209V210H33ZM35 209V208H34ZM11 210V209H10ZM30 210V212L28 213V212H26V214H23L25 217H30L31 218V213L34 211V212H36V210H33V211H31ZM9 211V210H8ZM20 212H24V208L22 209V207L20 208ZM12 213V211L10 212V214ZM3 215V216H2ZM27 215V216H26ZM5 216V217H4ZM10 217V218H9ZM8 221V222H7ZM10 221V222H9ZM32 221V220H31ZM52 221V222H51ZM9 223V224H8ZM4 224V225H3ZM11 224V225H10ZM42 226H41V225ZM7 225V226H6ZM14 227V228H13ZM42 227V228H41ZM41 228V229H40ZM26 229V230H25ZM39 229V230H38ZM34 230V231H33ZM36 231V232H35ZM40 231H42V232H40ZM46 232V233H45ZM36 233V234H35ZM29 237V238H28ZM32 238V239H31ZM81 248H82V246H81ZM11 249V250H10ZM40 250V251H39ZM44 252H46V253H44ZM2 254V255H1ZM9 254H10V256L12 257H10L9 256ZM22 254V255H21ZM46 256H45V255ZM48 254V255H47ZM8 255V256H7ZM42 256V257H38V256ZM43 255L45 256V257H43ZM8 257V258H7ZM51 257V258H50ZM58 257V258H57ZM3 258H4V260H3ZM38 258V259H37ZM9 259H10V261H9ZM23 259V260H22ZM37 259V260H36ZM20 260V261H19ZM46 260V261H45ZM5 261V262H4ZM21 261H22V263H21ZM28 262V263H27ZM44 262V263H43ZM46 262V263H45ZM54 262V263H53Z\"/></svg>", "mask_w": 264, "mask_h": 264}, {"label": "clouds", "instance_id": "clouds-1", "mask_svg": "<svg viewBox=\"0 0 264 264\" xmlns=\"http://www.w3.org/2000/svg\"><path fill=\"white\" fill-rule=\"evenodd\" d=\"M181 50V49H180Z\"/></svg>", "mask_w": 264, "mask_h": 264}]
</instances>
